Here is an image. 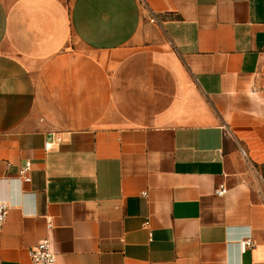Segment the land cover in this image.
Here are the masks:
<instances>
[{
    "label": "crops",
    "instance_id": "0c3cea01",
    "mask_svg": "<svg viewBox=\"0 0 264 264\" xmlns=\"http://www.w3.org/2000/svg\"><path fill=\"white\" fill-rule=\"evenodd\" d=\"M0 200V264H264V0H0Z\"/></svg>",
    "mask_w": 264,
    "mask_h": 264
},
{
    "label": "built area",
    "instance_id": "2783aa9c",
    "mask_svg": "<svg viewBox=\"0 0 264 264\" xmlns=\"http://www.w3.org/2000/svg\"><path fill=\"white\" fill-rule=\"evenodd\" d=\"M60 138L55 136L54 133L48 134L46 140L44 141V150L49 151L52 148L54 143L60 142ZM31 169V163L26 161L18 170V176L24 182H29L31 180L29 176V171ZM227 192V188L223 185H219L214 189V194L217 196H223ZM8 202L4 200H0V230L2 229L8 210H9ZM51 222H47V228H51ZM142 228L148 231L149 239L152 236V232L149 229V225L147 222L142 223ZM254 242L251 237L245 238L241 242L242 249L252 247ZM27 257L30 261V264H58L56 254L52 248L51 242L48 238H43L39 240L36 244L30 246L26 250Z\"/></svg>",
    "mask_w": 264,
    "mask_h": 264
}]
</instances>
